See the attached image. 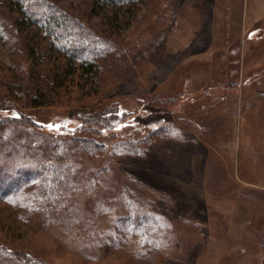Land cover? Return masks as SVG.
Wrapping results in <instances>:
<instances>
[{
	"label": "rangeland",
	"instance_id": "1",
	"mask_svg": "<svg viewBox=\"0 0 264 264\" xmlns=\"http://www.w3.org/2000/svg\"><path fill=\"white\" fill-rule=\"evenodd\" d=\"M48 1L102 45L82 70L0 3V264H264V0ZM109 106L97 152L27 124Z\"/></svg>",
	"mask_w": 264,
	"mask_h": 264
},
{
	"label": "trees",
	"instance_id": "2",
	"mask_svg": "<svg viewBox=\"0 0 264 264\" xmlns=\"http://www.w3.org/2000/svg\"><path fill=\"white\" fill-rule=\"evenodd\" d=\"M140 0H93V6L99 8H117L123 11L129 10L128 7ZM8 3L12 8L19 11L21 20H25L31 24L38 25L45 29L48 35L53 39L56 48L66 54L68 58L79 63L82 70L89 71L93 65V60L100 52L102 42L101 38L91 32L84 25L78 23L73 17L69 16L62 9L58 8L48 0H0V3ZM0 103L5 102V97L0 98ZM34 106L37 104L36 98L32 97ZM15 115L10 114V120H16L18 113ZM131 113L119 112L117 107L109 106L103 107L94 113H77L70 120H76L78 125L74 129H68L64 122L60 120L51 122L50 120L43 123L42 120L38 121L33 117L27 124L34 127L51 130L57 123L63 132L54 137V141L50 144L52 152H56L59 158L67 155L70 147L68 148L65 137L69 136L68 142H76L84 152H97L102 150L103 143L99 144L94 140L95 134L102 135L105 132H110L115 129L122 121L128 119ZM8 120V119H6ZM56 130V129H53ZM71 132V134H70ZM79 133V135H78ZM62 134L66 136L62 137ZM50 135V134H49ZM87 135V136H85ZM3 169V168H2ZM0 168V174L3 170ZM15 180V178H14ZM30 264H35L34 259L27 257Z\"/></svg>",
	"mask_w": 264,
	"mask_h": 264
},
{
	"label": "crops",
	"instance_id": "3",
	"mask_svg": "<svg viewBox=\"0 0 264 264\" xmlns=\"http://www.w3.org/2000/svg\"><path fill=\"white\" fill-rule=\"evenodd\" d=\"M245 15H248V13L245 14ZM260 16H261V15H260ZM248 35H252V31H249ZM248 35H247V36H248ZM257 83H258V82H256V83L254 82V83H253V84H255L254 87L256 86ZM244 101H245V104H246V103H247V100H244Z\"/></svg>",
	"mask_w": 264,
	"mask_h": 264
}]
</instances>
